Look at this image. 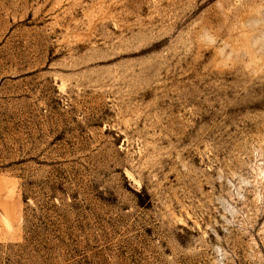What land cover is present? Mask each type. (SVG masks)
Listing matches in <instances>:
<instances>
[{"label": "rangeland", "instance_id": "rangeland-1", "mask_svg": "<svg viewBox=\"0 0 264 264\" xmlns=\"http://www.w3.org/2000/svg\"><path fill=\"white\" fill-rule=\"evenodd\" d=\"M0 264H264V0H0Z\"/></svg>", "mask_w": 264, "mask_h": 264}]
</instances>
